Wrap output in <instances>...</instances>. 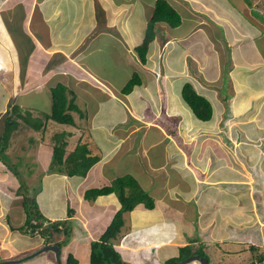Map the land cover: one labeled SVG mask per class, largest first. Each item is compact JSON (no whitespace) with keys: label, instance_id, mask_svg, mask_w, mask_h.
<instances>
[{"label":"crops","instance_id":"crops-1","mask_svg":"<svg viewBox=\"0 0 264 264\" xmlns=\"http://www.w3.org/2000/svg\"><path fill=\"white\" fill-rule=\"evenodd\" d=\"M131 1L0 0V139L10 104L35 106L24 95L36 90L51 95L58 82L76 91V103L85 116L73 112L76 125L68 129L73 145L66 155L83 140L98 160L85 177L63 173L73 190L72 204L65 194L61 210L68 215L71 207L79 227L74 223L62 259L72 253L80 264L85 249L90 261L91 242L121 207L114 192L90 201L85 191L110 184L115 174H123L116 173L119 169L136 168L133 176L155 207L139 203L126 214L115 243L125 261L143 264L146 255L148 264H165L188 244L207 253L216 244L221 252L237 256L241 249L232 244L238 239L253 252L251 262L256 261L264 257V0H246L247 8L236 0H189L184 11L169 0L181 12L182 24L175 28L159 24L146 63L134 47L144 37L148 17L135 32ZM141 1L150 14L155 0ZM87 10L89 18L84 16ZM110 44L113 52L118 50L125 78L111 53L104 61L106 71L92 61L106 55ZM134 71L141 82L123 93ZM188 82L211 99L217 94L226 98L221 94L227 82L235 84L227 90L235 89L234 96L217 112L221 108L224 112L225 134L235 132L234 124L229 125L235 114L253 127L254 142L234 149L241 154V163L233 161L231 151L230 161L220 156L225 151L219 136L215 138L217 123L196 118L184 104L181 92ZM250 106L253 110H248ZM42 145L47 162L52 161L53 147L41 143L40 150ZM15 180L10 168L0 166V264H38L42 252L36 246L44 240L42 235L34 243L16 242L35 239L37 233L17 229L25 223L26 213ZM49 256L44 264L58 262ZM196 260L189 264H198Z\"/></svg>","mask_w":264,"mask_h":264},{"label":"rangeland","instance_id":"rangeland-1","mask_svg":"<svg viewBox=\"0 0 264 264\" xmlns=\"http://www.w3.org/2000/svg\"><path fill=\"white\" fill-rule=\"evenodd\" d=\"M170 1H172L174 5L176 4L182 10L183 9L185 10L188 4L190 5L189 0H170ZM236 1L240 3V5H242L243 8L246 7V3H247L246 0H236ZM131 3H133L131 19L133 20V23H134L133 28H134V31L136 32V30H139L140 26L144 23V20H146V18L148 17L149 12H150V7L146 5L145 3H143L141 0H134V1H131ZM249 7L250 6L248 5V8ZM193 9L194 8H192L191 10ZM194 13H198V11ZM84 16L86 18H89L90 11L89 10L85 11ZM236 31H239V30L236 29ZM224 34L225 32L223 33V35ZM108 39H109V36H108ZM183 45H185L186 47V44H183ZM111 46H112L111 44L107 45L106 55L101 54V57L96 58V59H92L94 57V55H92L91 59L92 61L96 63L97 66H99L100 69H103L106 71V65L104 61L107 58L106 56L109 53H111V55H113L114 61L117 63V69L120 72H122L121 63L123 64V62H120V56L117 52L118 50H115L113 52L111 49ZM118 46H119L118 43L115 42V47L117 48ZM122 49L123 48L121 47V51ZM162 51H164V48H162L161 52L158 54L159 59L163 58ZM111 55H108V56H111ZM125 58L126 57H123L122 60L124 61ZM108 62H111V60L108 59ZM158 62L159 60L157 59L154 61V63H158ZM111 68L115 70V68L113 67ZM126 70H128V68H126ZM75 76L79 77L80 75H75ZM121 76L123 78L127 77L124 70ZM128 76L131 77L132 72L129 73ZM227 83H228L227 90L229 86L235 85L231 82H227ZM227 90H225V92H222L221 94V95H226V98H221L219 94H217L218 96L216 99H213V98L211 99L209 96H207V98L211 102L213 113H215L214 114L215 117L214 116H213L214 118L212 117L213 123L214 122L217 123V125L215 126L216 128L215 138L217 139V137L219 136L218 141L222 143L221 150L225 151L223 152L225 155H220V156H225L227 159L231 158L233 156V155L230 156L229 154V152L231 151V153L232 152L234 153L233 157H235V158L232 157L233 161L241 163L242 162L241 160H243L242 156L239 153H235L236 151L234 149H236L235 148L236 145L243 144V143L248 144L247 142H254V137L252 135L253 127L248 126L247 121H243V120H246L243 118L244 117L243 115L235 114L229 117L230 119L229 125L234 124V128L232 129L235 130V132L233 133L229 132L227 134L223 133L227 130V126L224 125L226 121L224 119L225 117L223 116L224 112L222 111V108L218 112L217 110L220 107H222L223 104H225L226 99H231L234 96L233 91L235 92V89L232 92L230 91L229 93L227 92ZM43 91L45 90H42V91L36 90L32 92L31 94L29 93L26 96L24 95L25 101L26 102L31 101L35 106H32L27 103V105L21 107L22 112L26 117L25 121H23L24 119H17L16 116L14 117L16 121H19V125H18L19 127L11 132V135L8 138L9 145L6 148H4V146H5V143H7V139L3 138L2 139L3 141L2 140L0 141V147L2 146L1 149L4 148V151L0 152V158L1 157L3 158V161L1 162L0 166L4 170L5 169L8 170V168H10L11 175L13 176V178L15 177L16 179L15 181L17 182V184L13 182V186H15L14 187L15 191H18L20 195L19 197L20 199L18 198L17 199L21 201V198L25 199V196L29 198L35 197L42 213L45 216H47L49 219L54 221V220H62L67 217L65 213H62L61 203L65 204V201L63 200L65 194H68V196H65V198L67 201L70 200V203H71L72 194H69V193L72 192L73 188H72L71 183L68 184L69 183V178L67 177L68 175L65 174L67 175L65 176L63 173L58 172L53 167V166L57 167L53 163V160L52 161L50 160L51 162L50 161L47 162L48 156H46L45 153H42L43 150H46V147L42 145L43 149L40 150V146H41V143L42 144L47 143L53 147L58 141V139H62V140L68 141V144L66 145V147L67 149H70V146L73 145V140H71L73 137L69 138L70 134L68 133V129H73L74 125L63 124V123H59L52 119L48 120L46 118V112L50 111L52 97L50 93L48 94L46 91L45 92ZM42 93L44 94V97ZM46 93H47V96H46ZM253 108H254L253 106H250L248 110H253ZM22 132H24V134ZM22 134H23V137H22ZM24 136H26L25 139H24ZM43 140H46V141L42 142ZM23 143H26V148H25L26 151H22V149H24ZM228 160L230 161V159ZM128 170L129 169L123 168V169H119L116 173L122 172L123 174H120V175L131 173L135 177L137 176L136 168L133 169L134 171H131V172H128ZM236 170H240V169H236ZM120 175H117V176H120ZM117 176L115 174V177ZM64 182L66 183V185L64 184ZM41 194H42L43 199L40 200L39 196ZM50 201L54 203L53 207H51V205L49 204ZM45 204H46V207H45ZM51 211H52V214H50ZM8 221H9V217H8ZM77 222L81 224L80 221H77ZM74 223L76 224L77 227H79V225L73 221L72 228L74 226ZM25 228H28V227L25 225ZM53 229L54 228L51 227L47 230L53 232ZM51 232H47L48 235H45V237H48L50 239H45V237L42 236L44 240L37 243L36 247L40 245V247L38 248H41V247L43 248V246L46 243L53 244L55 241H63V240L65 241L64 244L66 245L71 240V234L68 236L69 238H66V236L63 233H58V232L51 233ZM39 235L40 233H37L35 235V239L34 237L33 238L23 237L17 240L16 242L22 243L23 241H25V242L34 243V240L37 241V239H39ZM232 246L234 248L241 249L239 252L236 253L237 256H232V255H229L230 253L225 254L221 252V249L216 244H211L210 249H209L210 251L208 253L204 251L203 249L202 250L204 254H206L205 257L210 258L209 264H249L252 261L251 257L253 256V252L249 248H247V246H245L241 240L238 239L236 243L232 244ZM29 252H32V250ZM47 253L51 256H54L56 260L57 254L55 251L43 250L42 253H40L37 256V257H40V261L38 262V264H44V261L46 259H49L50 256ZM61 254H63V250L60 252V255ZM227 255H229V257ZM28 256L30 255H27L24 258H27ZM65 259L66 258L64 257V259L62 260H65ZM142 259L145 261L143 264H148L149 260L147 259L146 255L142 256ZM189 261H193V260H190V259L188 261L184 260L183 262L181 261L180 264H189ZM56 264H59V263L56 262ZM80 264H89V256L86 254L85 249L82 250V255H80ZM128 264L130 263L128 262Z\"/></svg>","mask_w":264,"mask_h":264},{"label":"trees","instance_id":"trees-1","mask_svg":"<svg viewBox=\"0 0 264 264\" xmlns=\"http://www.w3.org/2000/svg\"><path fill=\"white\" fill-rule=\"evenodd\" d=\"M153 5V9L147 19L144 37L134 47L143 63L147 61L150 44L156 38L159 24L165 23L172 28L182 24V15L169 0H155ZM140 82V74L134 71L122 87V92L129 93L134 85L140 84ZM181 95L184 104L196 118L200 120L212 118L213 108L211 102L205 95L196 90L191 83L188 82L184 85ZM51 97L50 111L46 112L48 120L52 119L59 123L76 125L73 112L77 111L80 115L85 116L84 111L76 103V91L66 84L58 82L54 85L51 88ZM15 116L17 119H24L23 121L26 119L21 107L17 103L10 104L3 117L4 132L0 141L3 138L8 139L11 132L19 127V121L15 120ZM61 140L58 139L53 146L52 160L57 166L53 167L58 172L69 176L78 175L85 177L90 167L97 162L98 156L91 154L88 144L83 140H79L75 148L66 155L68 141ZM7 146L8 140L4 148ZM1 147L0 152H3L4 148L1 149ZM113 192L117 195L121 207L114 214L110 224L100 237L91 242L90 264H128L121 253L115 248V243L119 241L123 226L126 223V214L132 211L139 203H144L147 208L152 209L155 207L154 199L148 191L141 187L137 179L129 173L115 177L110 184L88 188L84 193V197L87 200L94 201L100 195H107ZM23 206L26 212V220L24 225L17 229L32 234L40 233L45 237V235H48L47 232H51L47 229L52 227L54 228L53 232L63 233L66 238H69L68 236L72 231V217L74 215V210L71 207H68V215L65 219L52 221L42 213L35 197L29 198L25 196ZM25 225L28 228H25ZM45 239L50 238L45 237ZM64 242V240L55 241L53 244L59 246L61 252L62 247L65 245ZM191 255L206 256L203 250H193V246L188 244L180 248V255L178 257L168 259L165 264H179ZM78 261L75 255L69 253L65 260H61V264H77ZM256 262L264 264V257L258 256L256 261L254 260L250 264H256ZM206 264H209V260Z\"/></svg>","mask_w":264,"mask_h":264},{"label":"water","instance_id":"water-1","mask_svg":"<svg viewBox=\"0 0 264 264\" xmlns=\"http://www.w3.org/2000/svg\"><path fill=\"white\" fill-rule=\"evenodd\" d=\"M43 250H53V251H55L56 254H57L56 255V259H57L58 263L61 264V255H60V247L59 246L54 245V244L44 245L43 248H41L37 252H42ZM189 259L190 260L199 259L201 261V264H205L207 262V258L204 257V256H201V255H193V256H190L187 259H185V261H188Z\"/></svg>","mask_w":264,"mask_h":264},{"label":"clouds","instance_id":"clouds-1","mask_svg":"<svg viewBox=\"0 0 264 264\" xmlns=\"http://www.w3.org/2000/svg\"><path fill=\"white\" fill-rule=\"evenodd\" d=\"M45 245H51V244H45ZM41 248H42V247H41ZM41 248H39V250H40ZM204 257H205V256H204ZM206 258H207V262H208L209 259H208V257H206ZM61 260H62V258H61ZM194 260H196V259H193V261H194ZM196 261L198 262V264H201V261H200L199 259H197ZM207 262H206V263H207ZM206 263H205V264H206ZM179 264H180V263H179Z\"/></svg>","mask_w":264,"mask_h":264},{"label":"bare ground","instance_id":"bare-ground-1","mask_svg":"<svg viewBox=\"0 0 264 264\" xmlns=\"http://www.w3.org/2000/svg\"><path fill=\"white\" fill-rule=\"evenodd\" d=\"M36 4V3H35Z\"/></svg>","mask_w":264,"mask_h":264}]
</instances>
